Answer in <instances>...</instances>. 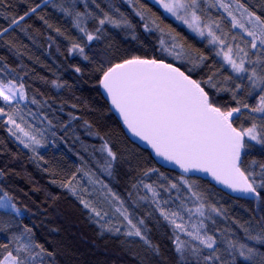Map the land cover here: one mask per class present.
Instances as JSON below:
<instances>
[{
    "label": "trees",
    "instance_id": "16d2710c",
    "mask_svg": "<svg viewBox=\"0 0 264 264\" xmlns=\"http://www.w3.org/2000/svg\"><path fill=\"white\" fill-rule=\"evenodd\" d=\"M38 2L41 0H0V27L8 24L4 17L23 14ZM54 2L67 6L71 0ZM241 2L264 18V0ZM151 7L164 25L183 38L186 46L208 57L196 70L195 78L207 79L221 68L211 46L178 21L166 18L159 6ZM74 11L85 13L84 26L89 31L98 27L96 18H103L104 13L117 20L123 14L132 27L115 28L106 24L101 39L88 44L75 27L73 17L49 5L40 12L47 24L33 16L28 19L26 32L17 30L0 39V80H12L17 85L23 83L29 101L34 97L39 102L21 103V114L28 118L29 128L38 129L44 143L39 156H34L9 132L11 125L0 122V173H3L0 196L7 193L21 210V214L12 219L0 214V227L5 229L0 232V243L7 242L11 234L18 235L27 227L32 230L34 239L51 253L45 256L46 264H181L175 251L173 226L158 213H153L148 203L140 202L137 207L131 201L138 199L132 186L139 182L143 171L158 168L174 180L183 173L162 166L150 151L130 137L99 83L102 60L110 59L115 63L130 56L158 58V34L144 30L143 21L126 0H75ZM209 13L219 15L214 9H209ZM73 43L85 46L88 60L69 53ZM76 68L80 71H75ZM228 74L227 70L218 73L220 76ZM58 84L62 87H57ZM211 91L224 108L236 107L239 100L241 114L238 120L234 118V126L238 129L249 127L252 117H258L243 107L244 104L255 107L259 102L257 93H237V98L233 99L230 92ZM3 120L0 117V121ZM255 123L257 131L264 135V121L257 118ZM104 141H108L118 157L111 176L102 171L104 154L99 148ZM245 144L244 166L255 164L253 170L259 173L258 166L264 164V144L248 141L246 137ZM80 169L91 172L94 178L107 184L125 201L130 213L144 220L141 230L147 229L144 234L151 246L139 237L125 235L126 222L114 212L106 198L107 190L100 184H89ZM72 176H76L71 186L75 187L77 195L64 186ZM193 179L205 203L219 209L220 215L212 214L211 219H205L185 213V226L191 229L203 221L208 234L217 239L225 261L232 259L225 251L227 241L231 240L254 248L257 254L252 264H264V245L249 239L245 231L248 229L252 236L264 231V211H261L264 205L235 196L200 175L193 174ZM146 194L150 195L139 191V195ZM85 201L90 204L89 208L84 207ZM93 208L100 211L103 218L97 217ZM117 227L119 232L108 230ZM180 236L198 245V241H191L185 234L180 233ZM4 252L5 249H0V254ZM189 259L195 264L194 257ZM235 264H244V261L237 255Z\"/></svg>",
    "mask_w": 264,
    "mask_h": 264
},
{
    "label": "snow or ice",
    "instance_id": "6c2138e0",
    "mask_svg": "<svg viewBox=\"0 0 264 264\" xmlns=\"http://www.w3.org/2000/svg\"><path fill=\"white\" fill-rule=\"evenodd\" d=\"M126 3L133 6L146 32L158 34L159 56H130L115 63L110 59L100 61V87L110 98L112 107L122 118L129 133L149 145L155 157L164 164L178 167L183 173L174 180L158 168L143 171L139 182L132 186L138 199H132L131 203L137 207L140 202L148 203L153 213H158L173 226L175 251L181 264H192L189 257L195 258V264H235L237 255L244 264H252L257 254L254 248L228 240L225 251L232 259L225 261L220 255L217 239L208 234L203 221L199 226L189 229L184 224V214L187 213L189 217L198 215L205 219H211L212 214L220 215L219 209L205 203L193 179L195 173L207 174L233 192L264 205V199H261L264 193V164L258 166L260 171L257 173L253 170L255 164L246 168L245 160H242V153L246 149L245 137L248 141L264 144V135L257 131L255 123L257 118L264 121V18L251 11L241 0H126ZM49 5L72 16L75 27L88 44L101 39L106 24L115 28L132 27L123 14L117 20L104 13L103 18H96L98 27L89 31L84 26L85 13L74 11L75 0H71L67 6L57 4L54 0H41L23 14L4 17L8 24L0 27V39L17 30L26 32L28 19L33 16L47 24L40 12ZM151 5L159 6L166 18L179 21L211 46V51L219 58L221 68L207 79L195 78L196 70L205 64L208 57L186 46L178 33L163 24ZM209 9H214L219 15L212 16ZM87 15L91 16V13ZM69 53L89 59L85 46L80 43H73ZM224 70L229 74L218 75ZM75 71L79 72L80 69L76 68ZM56 86L62 87L59 84ZM212 89L216 92H230L233 99L237 98V93H257L258 104L255 107L244 104L243 107L250 114H258V117H252L253 123L249 127L238 129L234 126V117L238 120L241 114L239 100L236 107L224 108L214 99ZM22 102L39 103L34 97L29 101L23 83L17 85L12 80H0V117L4 118L0 122L11 125L8 130L13 135L22 133L26 139L20 136L17 139L38 157V149L44 147V144L37 135L26 131L18 122L24 121ZM99 152L104 154L102 171L111 176L113 165L118 160L117 153L108 141L103 142ZM80 171L89 184H100L107 190L106 198L114 212L126 222L125 235L139 237L151 246L144 234L147 229L144 228L143 232L141 230L144 220L130 213L125 201L107 184L94 178L91 172L83 169ZM75 179L76 176H72L64 186H68L77 195L75 187L71 186V181ZM140 190L150 195H139ZM129 196H132L131 192ZM174 203L175 206H172ZM84 207L89 208L90 204L85 201ZM92 211L97 217L103 218L100 211L95 208ZM261 211H264V206ZM0 214L9 219L21 214L20 208L7 193L0 196ZM108 230L120 231L119 227ZM4 231L0 227V232ZM245 231L249 239L264 245V231L256 236H252L248 229ZM180 233L190 237L191 241H198V245L181 239ZM0 249L6 250L0 254V264H46L45 256H51L34 239L32 230L27 227L18 235L11 234L7 242L0 243ZM205 249L208 251L205 252Z\"/></svg>",
    "mask_w": 264,
    "mask_h": 264
},
{
    "label": "water",
    "instance_id": "95a60500",
    "mask_svg": "<svg viewBox=\"0 0 264 264\" xmlns=\"http://www.w3.org/2000/svg\"><path fill=\"white\" fill-rule=\"evenodd\" d=\"M106 94V93H105ZM107 96V94H106ZM108 97V96H107ZM109 101L111 102L110 98L108 97ZM114 110V108H113ZM115 111V110H114ZM115 113L119 116V114L115 111ZM119 118L122 120V118L119 116ZM126 128V126H125ZM127 130V128H126ZM128 134L130 135V137L133 138L134 141H136L138 144H140L143 148L147 149L148 151H150L152 153V155L154 156V158L163 166L167 167V168H170V169H173V170H176V171H179L182 173V170H180L178 167H174L173 165L171 164H164V162L162 160H159L158 158L155 157L154 155V152L153 150L150 148L149 145H147L146 143L142 142L139 140V138H136V137H133L129 131L127 130ZM195 175H200L202 177H205L207 179H209L211 182L215 183L216 185H218L219 187H222L224 190L228 191L229 193L235 195V196H241V197H244V198H247L245 195L241 194V193H236V192H233L231 189L227 188L226 186L224 185H221L219 183H217L215 180H213L210 176H208L207 174H203V173H195ZM249 199V198H247Z\"/></svg>",
    "mask_w": 264,
    "mask_h": 264
},
{
    "label": "rangeland",
    "instance_id": "374dc122",
    "mask_svg": "<svg viewBox=\"0 0 264 264\" xmlns=\"http://www.w3.org/2000/svg\"><path fill=\"white\" fill-rule=\"evenodd\" d=\"M179 22V21H178ZM180 23V22H179ZM184 26V25H183ZM186 27V26H185ZM187 28V27H186ZM189 30V29H188ZM190 31V30H189ZM191 32V31H190ZM192 33V32H191ZM194 35H196L195 33H193ZM197 36V35H196ZM198 37V36H197ZM200 38V37H199ZM23 103V102H22ZM235 118V117H234ZM28 118H25L24 117V121H18V122H20L21 124H22V126L23 127H25V129H26V131H29V132H31L32 134H34V135H37V138H40L41 139V141H42V138H41V136H40V132L38 131V129L36 130V129H33V128H29L28 126H27V124H28ZM31 124V123H30ZM31 125H33V124H31ZM30 126V125H29ZM12 127V126H11ZM16 136H20L21 138H23V139H26V138H24L23 137V135H22V133H16ZM246 139H247V137H246ZM248 140V139H247ZM42 143H43V141H42ZM44 144V143H43ZM43 147H41V148H39L38 149V151L39 150H41Z\"/></svg>",
    "mask_w": 264,
    "mask_h": 264
}]
</instances>
